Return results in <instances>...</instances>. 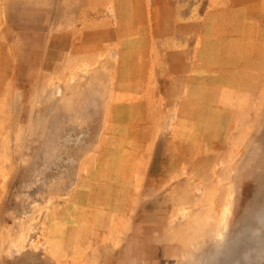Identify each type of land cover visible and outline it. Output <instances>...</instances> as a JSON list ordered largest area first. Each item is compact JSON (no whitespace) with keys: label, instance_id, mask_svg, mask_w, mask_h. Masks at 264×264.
Returning a JSON list of instances; mask_svg holds the SVG:
<instances>
[{"label":"rangeland","instance_id":"rangeland-1","mask_svg":"<svg viewBox=\"0 0 264 264\" xmlns=\"http://www.w3.org/2000/svg\"><path fill=\"white\" fill-rule=\"evenodd\" d=\"M0 264H264V0H0Z\"/></svg>","mask_w":264,"mask_h":264}]
</instances>
